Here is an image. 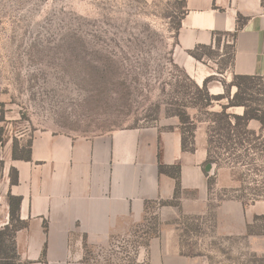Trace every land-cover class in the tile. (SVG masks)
Listing matches in <instances>:
<instances>
[{
	"label": "rangeland",
	"instance_id": "obj_1",
	"mask_svg": "<svg viewBox=\"0 0 264 264\" xmlns=\"http://www.w3.org/2000/svg\"><path fill=\"white\" fill-rule=\"evenodd\" d=\"M184 9L183 0H0V182L14 142L19 154L40 132L91 137L157 125L167 118V101L188 99L183 92L193 91L192 79L171 65ZM218 37V48L198 53L213 73L209 93L223 98L206 110L187 109L194 131L199 125L205 129L206 150L237 181L235 190L211 191L209 205L245 198L247 206L259 209L264 127L248 123L250 134L238 131L226 142V128L211 114L220 113L236 91L230 86L231 39ZM249 86L247 103L264 109V78ZM243 110L231 107L226 113ZM148 210L147 220L129 235L88 249L87 264L132 261L135 242L159 224L157 205ZM177 224L186 256L205 264H264L263 218H252L244 234L231 236L217 233L211 214L181 217Z\"/></svg>",
	"mask_w": 264,
	"mask_h": 264
},
{
	"label": "crops",
	"instance_id": "obj_2",
	"mask_svg": "<svg viewBox=\"0 0 264 264\" xmlns=\"http://www.w3.org/2000/svg\"><path fill=\"white\" fill-rule=\"evenodd\" d=\"M184 5L172 60L195 84L201 86L213 73L188 51L198 45L214 46V33L234 32L239 16L247 21L234 40L230 74L264 76L262 0H184ZM249 125L256 128L259 123ZM179 126L177 118L167 117L157 125L91 137L40 132L31 139L29 161L6 158L0 182V228L9 223L7 195L21 197L18 218L27 225L14 237L20 261L87 264L85 245L90 250L102 248L114 237L129 235L147 220L151 203L157 205L158 236L136 247L132 261L115 264H205L181 253L177 228L181 217L211 214L219 235L244 234L252 218L264 215V207L244 206L230 198L211 208L210 192L235 190L237 181L229 169L214 164L206 172L202 125L194 133L191 152L182 150ZM159 165L179 168L176 199V180L160 173ZM210 177L214 178L211 189ZM170 201L177 205H158Z\"/></svg>",
	"mask_w": 264,
	"mask_h": 264
},
{
	"label": "trees",
	"instance_id": "obj_3",
	"mask_svg": "<svg viewBox=\"0 0 264 264\" xmlns=\"http://www.w3.org/2000/svg\"><path fill=\"white\" fill-rule=\"evenodd\" d=\"M184 3V0H183ZM263 6L264 2L262 0ZM184 13L182 14V16ZM181 16V18H182ZM180 18V20H181ZM247 20L245 18H242L239 16L237 18L238 26L236 30L232 33H226V32H217L214 33V47H219L220 38L218 36H228L231 39V48H232V56H231V62L233 60V49H234V40L236 38L237 32L241 29L242 25ZM180 22V21H179ZM179 24L177 26L176 33L179 29ZM218 37V38H217ZM203 49H212V46H204V45H198L193 50L188 51V54L192 56L197 61H202V57L199 55V51ZM171 65L175 68L179 69L183 75L188 79L191 80L190 77L184 72L183 69L179 68L173 60L171 61ZM211 77L206 78L201 86H198L195 84L193 80L192 88L193 91H189L188 89L183 92V97H186L188 99H183L182 101L177 100H171L167 101L165 103L167 111V117H175L179 121V129L181 132V147L184 151H194V130H195V123L192 120L191 116L187 112V109H203L206 110L208 107L211 106L213 101H217L223 98L222 95H211L208 90L207 83L209 82ZM264 76H242V75H233L232 82L230 83L231 87H235L236 91L231 97V99L228 101L227 105L222 107V111L220 113H211L214 116V122L220 121L222 123V127L226 128V142L232 141V136L235 132L240 134V131L242 133H248L247 125L250 121H256L260 124L261 127H264V109H261L258 106H251L247 103L249 99H247L245 96L248 94L250 90L249 83L253 82L255 79H263ZM182 89L184 90L185 87ZM188 91V92H187ZM231 107H243V113L242 114H229L226 113V110ZM232 132V133H231ZM237 135V134H236ZM241 136V134H240ZM208 145H210V141L208 140ZM30 144L31 141L28 143L27 150L17 153V145L14 142L12 147V153L11 156L13 159L17 160H24L29 161L30 160ZM241 145V144H240ZM209 164H214L217 168L221 167V160L218 157H212L211 153L208 149L207 151V158L204 162V167H206ZM159 172L164 174H169L170 176H173L176 180V190H175V199L177 198L179 191H180V183H179V168L178 167H165L162 165H159ZM213 177L208 178V185L209 187L213 183ZM10 182L12 185L17 183V172L13 169L10 173ZM239 199V198H238ZM8 200V206H9V223L0 228V264H27L20 261L16 254L15 250V242L14 237L15 233L18 230H21L26 227V222L20 221L18 218V211L19 206L21 202V197L19 196H13L11 194L7 195ZM240 202L246 206L247 201L246 199H239ZM249 202V201H248ZM150 203H146L145 207L148 209ZM153 205V203H151ZM160 206H167V205H173L176 206L177 203L175 201L170 202H160L158 203ZM264 219V215L262 216H255L254 219ZM155 220V219H154ZM144 236L141 238V242H135L138 246H146L149 242V240L153 237L158 236V227L157 229L150 228L149 231H145L143 233ZM7 244L9 247L7 248ZM86 249V253L88 251L87 246H84ZM135 251V250H133ZM8 252V253H7ZM10 253V255H9ZM86 260V257H85ZM130 262V260H128Z\"/></svg>",
	"mask_w": 264,
	"mask_h": 264
},
{
	"label": "water",
	"instance_id": "obj_4",
	"mask_svg": "<svg viewBox=\"0 0 264 264\" xmlns=\"http://www.w3.org/2000/svg\"><path fill=\"white\" fill-rule=\"evenodd\" d=\"M211 166H213V164H209V165L206 166V169H205L206 172H209V171H210V167H211Z\"/></svg>",
	"mask_w": 264,
	"mask_h": 264
}]
</instances>
